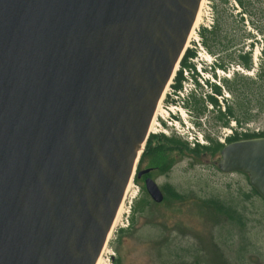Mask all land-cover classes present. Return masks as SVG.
<instances>
[{
	"label": "water",
	"instance_id": "1",
	"mask_svg": "<svg viewBox=\"0 0 264 264\" xmlns=\"http://www.w3.org/2000/svg\"><path fill=\"white\" fill-rule=\"evenodd\" d=\"M201 2L0 0V264H97ZM217 167L264 202V138Z\"/></svg>",
	"mask_w": 264,
	"mask_h": 264
},
{
	"label": "rangeland",
	"instance_id": "2",
	"mask_svg": "<svg viewBox=\"0 0 264 264\" xmlns=\"http://www.w3.org/2000/svg\"><path fill=\"white\" fill-rule=\"evenodd\" d=\"M214 2L218 4L219 12L224 15L226 28L229 30L224 33V44H228L234 34L230 31L234 30L239 39V45L236 44L234 49L238 50L242 46L243 52L251 53V69H242L246 74L244 75L236 73V64H230L224 73H220V78L216 76L214 69L213 76L209 73V62L215 65L217 59L204 53L197 44L200 43L198 31L206 25L207 19H213V0L203 1L197 25L189 38L186 50L195 52L196 57L191 60L195 67L201 66L208 71L202 74V81L212 78L223 86V80H247L250 89L245 106L254 114L258 111L256 107L264 104L263 95L260 97L264 81L258 80L263 48L261 36L251 28L247 16H244L242 24L238 23L240 9L233 0H228L226 4L221 0ZM262 6L264 7V0ZM260 18V14L256 13L253 20L260 21L258 24L264 29V19ZM237 54V51L232 53V57L235 58ZM227 93L222 92L229 100V105L234 104L231 94ZM201 94H206L204 89L194 94L195 98H202ZM173 101L172 105L161 103L158 114L163 117L165 123L164 127H156L157 131H153L156 121L160 122V119L154 122L151 130L155 134L176 138L189 149H194L196 143L203 146H208L211 142L223 144L225 138L230 136L232 123L227 128H221L208 103L207 106L205 103V114L196 117L194 113H188L182 107L180 98ZM170 108H173L177 119H173ZM256 122L263 132L264 112L260 113ZM219 152L220 150L213 156L200 154L196 158L182 155L176 159L167 176L156 180L159 188L168 184L183 197L182 201L167 200L163 204H154L145 190L141 189V184L134 182L133 176L120 215L108 235L98 264H175L176 256L182 257L177 260V264H264V202L251 192L247 176L237 173L225 175L219 172L216 165ZM245 195H249V198ZM144 199L149 202L145 212L134 214L133 208H137L139 202ZM212 199L235 210L243 225L238 224L237 218L230 221L216 213L206 202Z\"/></svg>",
	"mask_w": 264,
	"mask_h": 264
},
{
	"label": "trees",
	"instance_id": "3",
	"mask_svg": "<svg viewBox=\"0 0 264 264\" xmlns=\"http://www.w3.org/2000/svg\"><path fill=\"white\" fill-rule=\"evenodd\" d=\"M222 3L226 4L228 0H221ZM237 7L240 9V13L238 14V23H243L244 22V16H247V21L249 25L251 26L252 29H254L260 36L263 44V48L261 49V54H262V62L260 63V70L258 74V80L264 81V29L262 26H259L258 23H261L260 21H254L253 18L256 16V13L260 14L261 18L264 19V7L262 6V0H233ZM219 6L216 2L212 3V10H213V18H214V25L210 30H207L205 28H201L198 32V36L200 39L201 46L203 49L211 56L216 57V64L214 65L215 68L220 69V70H225L228 65L230 64H236L237 66L242 67L244 70L249 71L252 66L251 62V53L250 52H243L242 46L236 50L234 49L236 47L237 42L239 41L237 34L234 30L230 31L233 32L232 38L229 39V42L227 45L224 44L225 41V34L229 32L227 27V22L224 19V15L219 12ZM261 25V24H260ZM248 37V36H247ZM244 43V42H243ZM239 45V44H238ZM237 45V46H238ZM232 50V51H231ZM231 51V52H230ZM238 52L237 56L235 58L232 57V53ZM251 51V50H250ZM196 57V54L192 50H185L182 58L179 61V71H177L174 75L173 78V89L178 90L181 88V82L183 80L182 76V69L187 68H194V66L190 63L189 60H193ZM223 85L227 86V90L230 92V94L234 97V104L226 106V111L222 112L220 110V107L217 103V101L211 97L207 96L206 101H204L202 98H195L194 96H191L188 101L183 102V107L189 112V113H194L196 117H200L205 114L206 112V106L205 103L208 102L209 104L213 105L214 107L217 108V115H216V121L219 123L224 121V126L228 127L230 123L232 122H237L239 121V116L241 113H244V119L246 123L252 122L253 116L250 113L251 110L248 108V106H245V100L246 96H248V91H249V83L247 80L244 78H235L231 82L228 81H223ZM216 93L220 94V89L217 87H214ZM261 94L263 95L262 101H264V82H263V87L260 92V97ZM249 102V101H248ZM260 103V102H259ZM258 109V112L262 113L264 112V104H260L256 107ZM166 140L167 145L163 146L162 144H158L156 142V146H153V139L155 137H150L146 141L144 150L140 156L138 166H137V171H139L142 166H143V159H144V153L145 149L147 147H150L154 153H155V163L159 164V159L161 157H166L167 159V152H174L177 150V154L174 152L172 154L176 156H182L187 153L188 146L184 143H182L180 140H177L176 138H167L163 136ZM258 137H264V131L260 135H245L243 139H253V138H258ZM208 141H211L208 137H205ZM238 137H229L227 139L228 142L232 141H238ZM164 144V143H163ZM166 146L168 147L167 150H163L162 148ZM162 147V148H161ZM223 146L218 143H214L208 146H202L199 144H196L195 148L190 150L193 153V156L196 158L200 154L204 155H209L213 156L218 153V151L222 148ZM153 153V152H152ZM174 157L171 159V165L175 164L176 160ZM134 182L137 184H141V189H144L143 184L136 179V176L134 178ZM251 192L257 196V194L251 190ZM164 202L167 200H175V201H182L183 197L179 195L176 191H174L172 188L167 187L166 189V194H165ZM246 198H249V195H245ZM208 205H211L213 210L220 214L225 216L227 219L230 221H234L237 218L239 221V225L242 226V222L240 219V216L236 214L235 210H233L231 207L223 205L221 202L217 200H206ZM149 202L147 200H141L139 202V205L133 208V213L136 214H143L146 210V207H148ZM133 223V222H132ZM117 263V262H116Z\"/></svg>",
	"mask_w": 264,
	"mask_h": 264
},
{
	"label": "flooded vegetation",
	"instance_id": "4",
	"mask_svg": "<svg viewBox=\"0 0 264 264\" xmlns=\"http://www.w3.org/2000/svg\"><path fill=\"white\" fill-rule=\"evenodd\" d=\"M234 79L235 78H233V80ZM223 88H224V91H227L228 94H230V92L227 90V86L223 85ZM212 93L215 94V95H219L218 93H216L214 87L212 88ZM232 98L234 100L233 96H232ZM222 100L225 103V104H223L224 105V112H225L226 111V106L229 105V100L227 98L225 99L224 96L222 97ZM213 113H215V115H217V111L216 110H213ZM259 115H260V112L256 111L254 114H252L254 120L252 122L246 123L245 119H244V113H241L240 116H239L238 123L234 122V125L230 128V133H229L230 136H227L225 138L224 143H223V147L228 145V144H230V143L237 142V141L228 142L227 139L229 137H233L234 138L236 136V137L239 138L238 141H240V140H243V137L245 135L254 134L255 131H257L258 123L256 122V119H257V117ZM156 122L157 123L155 124V127L153 128V131H157L156 127H159V128H161L162 126L164 127V124L162 122H158V121H156ZM218 125L221 128H227V127L224 126V121L221 122V123L219 122ZM258 130H260V129H258ZM252 132H254V133H252ZM260 133L261 132H258L257 135H260ZM150 137L151 138L155 137L154 139L152 138L153 139V141H152L153 142V146L154 145L156 146V142H158V144H162L163 146L167 145L165 138L163 136H161V135H157L154 132H152V135H150L149 138ZM169 138H172V137H169ZM167 148L168 147L166 146V148L163 147L162 149L163 150H167ZM221 149H220V151H221ZM190 150H192V149H190ZM190 150L187 151L185 156H189L190 158H194L193 153ZM154 151L150 147H147L145 149L144 159H143L144 163H143L142 168L138 172H142L143 171V172H146V173L141 175L140 178L136 177V179L138 181H140L143 184V186H145L144 183H145V181L147 179H151L152 181H154L156 183V180L158 178L167 176L170 173V171L172 170V168L174 167V165H175V164L171 165L170 162H171V159L173 158L172 154L174 152L177 154V150L174 151V152H167L166 154H167V157H169V158L167 159L165 156L161 157L159 159L160 160L159 164L154 162V160L156 158ZM218 156L220 157V152H219ZM178 158H179V156L174 157L175 160L178 159ZM218 161H219V159H218ZM218 161H217L216 165L218 164ZM217 169H218V167H217ZM167 187H170V186L168 184H165V185H163L162 187L159 188V190L161 191V193L163 195V201H164V198L166 196L165 194H166ZM161 204H163V202ZM180 258H182V257L176 256L174 258L175 264H177V260L180 259ZM184 259L186 260V258H184ZM193 262H195V260Z\"/></svg>",
	"mask_w": 264,
	"mask_h": 264
},
{
	"label": "built area",
	"instance_id": "5",
	"mask_svg": "<svg viewBox=\"0 0 264 264\" xmlns=\"http://www.w3.org/2000/svg\"><path fill=\"white\" fill-rule=\"evenodd\" d=\"M212 25H213V20L207 19L206 25L204 27H206L207 29H210ZM198 71H200V69ZM219 73H222V72H219ZM191 74H192V72L184 69L183 75H184L186 81H184L182 83V88L178 92L175 93L171 88L167 87V89L165 90V93H164V99L171 101L172 99L180 98L181 100H183V99H186L189 96V94H191V93H198L199 88H198L197 84L191 79ZM197 82L199 83V85L202 88L210 91L207 82H205L204 80L202 81L201 79H197ZM210 83H214V84L220 86L219 83L215 82L214 80H210ZM216 99H218L219 103L222 105L220 98L216 97ZM172 109L173 108H170L171 111H172Z\"/></svg>",
	"mask_w": 264,
	"mask_h": 264
},
{
	"label": "bare ground",
	"instance_id": "6",
	"mask_svg": "<svg viewBox=\"0 0 264 264\" xmlns=\"http://www.w3.org/2000/svg\"><path fill=\"white\" fill-rule=\"evenodd\" d=\"M199 14H200V12H198V16H199ZM198 18H199V17H197V19H196V22H195L194 28H195V26L197 25V20H198ZM191 35H192V33H191ZM190 37H191V36H190ZM158 111H159V109L157 110V113H158ZM128 189H129V185L127 186V188H126V190H125V194H124V197H123V200H122L121 206H122L123 201H124V199H125V196H126V194H127V192H128ZM121 206H120V208H119V210H118V213H117V216H116V219H115L113 225H115V223H116V221H117V217L120 215L119 213H120L121 208H122ZM98 261H99V260H98ZM98 261H97V264H98Z\"/></svg>",
	"mask_w": 264,
	"mask_h": 264
}]
</instances>
